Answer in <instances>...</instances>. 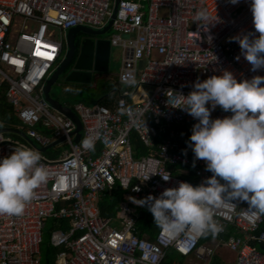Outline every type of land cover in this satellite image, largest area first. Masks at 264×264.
Listing matches in <instances>:
<instances>
[{"label":"built area","instance_id":"2783aa9c","mask_svg":"<svg viewBox=\"0 0 264 264\" xmlns=\"http://www.w3.org/2000/svg\"><path fill=\"white\" fill-rule=\"evenodd\" d=\"M113 4L114 0H0V87L6 86L5 100L18 120L12 128L41 148L63 138L55 145L61 149L56 157L40 153L48 176L23 214L0 215V264H40L42 233L49 219L65 223H56L49 232L50 245L58 249L54 264H178L168 261L173 253L187 258V264H210L220 247L235 255L222 264H264V253L257 249L264 245L263 217L253 214L247 202L226 201L213 209L222 226L216 235L230 228L239 234L204 243L207 235L187 227L169 231L155 221L142 232L140 213L153 216L147 205L129 199L158 196L180 181L195 186L211 175L205 161L195 160L193 167L194 155L182 154V127L191 133L198 121L180 108L179 95L186 96L197 80L225 70L238 82L264 76V68L252 71L239 44L228 40L254 31L250 0L235 5L229 0H119L108 41L121 50L117 79L127 88L112 108L73 104L81 124L80 138L74 142V123L44 100L43 86L62 58L66 30L103 28ZM201 9L206 19L194 20ZM129 78L136 83H125ZM138 91L143 93L137 96ZM230 115L217 107L211 118ZM88 135L95 137L91 150L81 144ZM133 138L146 154L135 156ZM21 146L35 149L0 132V157ZM182 174H192L193 179ZM115 185L123 191L118 209L113 217H102L98 203Z\"/></svg>","mask_w":264,"mask_h":264},{"label":"clouds","instance_id":"9594fccd","mask_svg":"<svg viewBox=\"0 0 264 264\" xmlns=\"http://www.w3.org/2000/svg\"><path fill=\"white\" fill-rule=\"evenodd\" d=\"M229 2L235 5L239 0ZM250 11L254 31L228 40L239 44L240 55L256 71L264 68V0H250ZM206 17V11L201 9L196 11L194 20ZM193 35L199 38L198 33ZM125 83L134 85L136 81L129 78ZM192 87L186 96L179 95L180 108L198 121L186 144L194 154L193 167L195 160H203L211 175L195 186L180 181L158 196L129 199L137 205H147L154 221L169 231H183L187 227L214 236L222 226L214 219L213 209L226 201H245L253 214H264V76L238 82L225 70L221 75L197 80ZM216 107L231 115L211 118ZM94 140L93 135H88L81 144L91 150ZM186 151L182 150V154L186 155ZM40 161V152L25 146L0 157V215L23 214L48 176Z\"/></svg>","mask_w":264,"mask_h":264},{"label":"water","instance_id":"95a60500","mask_svg":"<svg viewBox=\"0 0 264 264\" xmlns=\"http://www.w3.org/2000/svg\"><path fill=\"white\" fill-rule=\"evenodd\" d=\"M118 2L119 0H114L112 15L103 28L93 29L86 26H76L66 30L65 54L56 65L53 75L46 80L43 86L44 100L52 109L65 115L74 123V142H77L80 138L81 124L79 118L71 109L66 107L60 101L53 99L50 95V90L58 77L64 73L68 67H71V70L65 80L76 83H89L93 72H105L108 70L110 43L107 39L99 38V36L109 31ZM78 36H81V38L78 39ZM142 65L143 62H140V66ZM0 132H9L19 135L39 152H44L63 140V138L58 139L50 145L41 148L36 146L35 143L25 135V133L18 129L1 128Z\"/></svg>","mask_w":264,"mask_h":264},{"label":"trees","instance_id":"16d2710c","mask_svg":"<svg viewBox=\"0 0 264 264\" xmlns=\"http://www.w3.org/2000/svg\"><path fill=\"white\" fill-rule=\"evenodd\" d=\"M5 89H6V86L4 85L0 87V123L16 124L18 123V120L16 116L14 115L12 107L6 102L5 97H4ZM107 98H108L107 96L103 97L101 100L97 101V104L104 105V106L109 105ZM7 135L24 141L23 139L17 137L16 135H13V134H7ZM190 135H191L190 131H188L185 128H182V133L180 135L179 140H180V143L182 144L183 150L185 149L187 150L186 155L184 154L187 157H192L194 155L191 149L188 148L186 144V141H188ZM132 144H133L135 156H139V155H143L147 153V151L142 147V144L138 141V139L133 138ZM58 152H55V153H58ZM44 155L49 156V157L54 156V154L49 151H46ZM182 176L188 179H193L192 174H189V175L182 174ZM122 195H123V191L118 187V185H115L113 190L110 193L105 194L100 199L98 206H99V211L102 217H113L115 215L118 209V205L122 199ZM244 202L245 201H242V203ZM56 223L58 226H62V227L65 225L64 222H61V221L57 222L56 220H52V219H49L48 221H46V225L42 233V242L40 244V255H41L40 264H54V259H55L58 249L50 245L49 232L52 229V227L56 225ZM138 226H140V228L142 229V232H144V230H146L148 227L154 226V220L150 215L146 213H140V219L138 220ZM260 229L264 230V218H263V223ZM238 234L239 233L237 231L230 228L227 233L221 236H218L216 234L213 236L211 233H209L203 241H210V239H218V238L226 240L231 235L236 236ZM257 249L264 253V245L257 246ZM210 264H222V261L218 254H215L212 257Z\"/></svg>","mask_w":264,"mask_h":264},{"label":"rangeland","instance_id":"374dc122","mask_svg":"<svg viewBox=\"0 0 264 264\" xmlns=\"http://www.w3.org/2000/svg\"><path fill=\"white\" fill-rule=\"evenodd\" d=\"M111 36V31L100 35L99 38L102 39H109ZM65 54V51L63 55ZM62 55V56H63ZM122 54L121 50L118 47H111L109 52V68L105 72H97L95 73V80L91 82L88 87L83 88L81 91H77L75 93L68 92V89L64 88L61 83H57L51 89L52 93L56 92V96L58 95L60 100H69V101H76V100H83L85 103H92L98 97L102 96L107 90L112 86H121L117 82V75L121 66ZM53 71V70H52ZM50 72L49 78L53 75V72ZM217 107L211 111L210 116L214 115ZM1 128V127H0ZM218 251L223 259H227L233 255V252L229 251L224 247L218 248ZM168 261H173L178 264H187L189 260L187 258H182L178 254H171L168 258Z\"/></svg>","mask_w":264,"mask_h":264},{"label":"crops","instance_id":"0c3cea01","mask_svg":"<svg viewBox=\"0 0 264 264\" xmlns=\"http://www.w3.org/2000/svg\"><path fill=\"white\" fill-rule=\"evenodd\" d=\"M79 37V36H78ZM81 37V36H80ZM108 40V39H107ZM111 48V47H110ZM64 51H65V45H64V49H63V53H64ZM56 67V66H55ZM55 67L53 68V71H54V69H55ZM108 68H109V63H108ZM70 70H71V67H68L65 71H64V73H62L59 77H58V79L56 80V82L54 83V85H56L57 83H61L63 86H64V88H66V89H68V92H72V93H75V92H77V91H81V90H83V88H86V87H88V85L91 83V82H93L94 80H95V73H97V72H93L92 73V77H91V81L89 82V83H76V82H68V81H66L65 80V78H66V76L68 75V73L70 72ZM52 71V72H53ZM118 76V75H117ZM117 80V82L119 83V84H121L119 81H118V79H116ZM53 85V86H54ZM52 86V87H53ZM127 87L125 86V85H123V84H121V86H117V87H115V86H112V87H110L108 90H107V92H105L102 96H100V97H98L95 101H93L92 103H85L83 100H76V101H69V100H60V98H59V96L57 95L56 96V92L55 93H52L51 92V90H50V95H51V97L53 98V99H56V100H58V101H60L62 104H64L66 107H68L69 109H71L72 110V106H73V104H75V103H78V102H82V103H84V104H86V105H94V104H97V101H99V100H101L103 97H108L107 99H108V104L109 105H107V107H109V108H112L113 106H114V104H115V101H116V99H117V96H118V94L121 92V91H123L124 89H126ZM52 89V88H51ZM145 90V93H147V90L146 89H144ZM143 92L142 91H138L137 92V96L138 95H141ZM16 124H18V123H16ZM13 125H15V124H3V123H0V127L1 128H12L13 127ZM0 128V129H1ZM182 128H185L186 129V127H182ZM5 136H8V137H12V136H9V135H7V134H13V135H16L17 137H19V138H21L19 135H17V134H15V133H9V132H2ZM14 138V137H13ZM21 139H23V138H21ZM24 140V139H23ZM60 147H55V146H53V147H51V148H48L47 150H45L44 152H40L42 155H44V153L46 152V151H49V152H51V153H53L54 154V156L53 157H56L57 155H58V153L60 152ZM59 151V152H58ZM55 152H58V153H55ZM45 157H48V158H53V157H49V156H46V155H44ZM262 215V217L264 218V214H261ZM235 230V229H234ZM232 236V235H231ZM210 241H212V239H210ZM210 241H203L204 243H210ZM225 248V247H224ZM227 249V248H226ZM215 254H218L219 255V257H220V259H221V261H222V263L223 262H225V261H231V260H234V258H235V255H234V253H233V255L231 256V257H229V258H227V259H223L222 258V256H221V254L218 252V251H215V253H214V255ZM213 255V256H214ZM212 260V259H211ZM211 263V262H210Z\"/></svg>","mask_w":264,"mask_h":264},{"label":"flooded vegetation","instance_id":"af4514ba","mask_svg":"<svg viewBox=\"0 0 264 264\" xmlns=\"http://www.w3.org/2000/svg\"><path fill=\"white\" fill-rule=\"evenodd\" d=\"M81 37H78V39H80ZM79 41V40H78Z\"/></svg>","mask_w":264,"mask_h":264}]
</instances>
